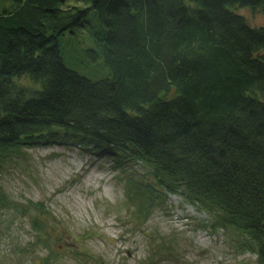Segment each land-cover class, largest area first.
Returning <instances> with one entry per match:
<instances>
[{
  "label": "trees",
  "instance_id": "16d2710c",
  "mask_svg": "<svg viewBox=\"0 0 264 264\" xmlns=\"http://www.w3.org/2000/svg\"><path fill=\"white\" fill-rule=\"evenodd\" d=\"M75 1L89 6L0 0V175L33 148L105 159L125 175L136 226L181 196L264 264V27L233 11L264 0ZM87 26L90 58L111 71L96 82L68 69L59 45ZM0 206L30 218L36 243L56 235L44 203L0 191ZM177 257L163 239L150 262Z\"/></svg>",
  "mask_w": 264,
  "mask_h": 264
},
{
  "label": "rangeland",
  "instance_id": "374dc122",
  "mask_svg": "<svg viewBox=\"0 0 264 264\" xmlns=\"http://www.w3.org/2000/svg\"><path fill=\"white\" fill-rule=\"evenodd\" d=\"M69 6L85 9L89 4L68 0L64 8ZM233 11L251 27H264V9ZM90 23L99 24L94 13ZM89 28L65 33L59 45L67 68L96 82L109 78L111 71L102 55L90 58L98 47ZM23 153L0 175V191L13 205L44 203L53 216L49 225L57 232L48 246L40 245L30 218L0 206V264H153L150 256L163 239L175 244L180 262L154 264H257L256 255L240 248L237 234L213 228V217L181 196H170L167 207L143 227L136 226L125 175L112 171L105 159L61 147ZM134 170L137 175L146 172L142 165ZM52 252L58 253L46 261Z\"/></svg>",
  "mask_w": 264,
  "mask_h": 264
}]
</instances>
